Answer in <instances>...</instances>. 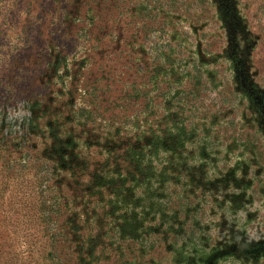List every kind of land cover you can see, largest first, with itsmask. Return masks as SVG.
Returning <instances> with one entry per match:
<instances>
[{"label": "rangeland", "instance_id": "obj_1", "mask_svg": "<svg viewBox=\"0 0 264 264\" xmlns=\"http://www.w3.org/2000/svg\"><path fill=\"white\" fill-rule=\"evenodd\" d=\"M0 264H264V0H0Z\"/></svg>", "mask_w": 264, "mask_h": 264}]
</instances>
